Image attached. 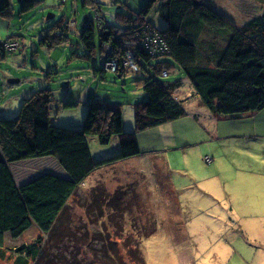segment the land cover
<instances>
[{
	"label": "rangeland",
	"instance_id": "rangeland-1",
	"mask_svg": "<svg viewBox=\"0 0 264 264\" xmlns=\"http://www.w3.org/2000/svg\"><path fill=\"white\" fill-rule=\"evenodd\" d=\"M121 1L128 7L100 1L101 15L111 24H115L114 13L134 14L132 10L138 12L146 0ZM203 1L238 25L259 15L264 7L261 0ZM21 9L22 0H0V14L12 13L0 15V42L11 35H18L9 40H19L21 44L19 49L16 47L13 51L0 53V118H16L24 100L40 89L53 91L50 106L52 123L82 131L90 130L99 114L92 111L94 102L104 106L118 104L124 131L136 133L142 151L137 158L99 168L93 184H90L111 195L118 194L124 211H117L122 216H117L114 222L108 217L105 221V216L101 224L95 219L93 221L79 202L82 203L83 196L90 193L94 186L82 184L78 190L80 201L71 200L74 224L78 225L80 220L86 224L93 242L94 233L100 238L110 234L122 255L117 259L127 260L128 264H139L126 255L125 244L128 242L129 247L136 245L130 239L143 240L140 252L144 264H264V189L260 193L246 195L235 189L240 182L251 179L256 173L260 174L261 189L264 188V176L261 175L264 173V108L233 116L216 113L217 119L213 120L212 128L205 132L207 142L191 147H185L187 137L180 126L166 124L139 132L135 125L134 104L146 99V96L135 81L146 77V73L135 72L136 64L126 66L129 72L125 77L111 72L110 68L115 66L118 71L120 66L114 63L109 47H105L107 52L103 56L104 59L110 57L104 63V71L99 56L94 61H88L75 55L84 54L80 43L84 19L86 15L95 19L96 10L84 7L83 0H42L31 11L22 12ZM149 18L159 30L168 25L158 10L151 11ZM61 21L70 26L68 43L53 48L42 45L45 33L48 30L55 32L53 28ZM175 65L169 77L160 80L183 79L181 88L173 94L184 105L191 100L193 107L187 108L194 109L197 105L193 99L196 96L194 89L179 66ZM95 68L99 71L94 72ZM13 79L17 81H11ZM67 103L73 105L66 106ZM190 116L195 117L191 112ZM116 127L110 125L111 130ZM191 135L190 140L199 138L194 131ZM118 140L114 134L95 135L90 140V147L93 151L110 150L112 155L118 153ZM205 155L215 161L211 164L205 162ZM184 158L191 164L188 170L196 166L201 174L199 177L203 179L192 180L185 169H176L187 164ZM162 163L166 167L170 163L171 170L164 169ZM56 164L55 159H33L11 167L18 182H22V178L34 176ZM134 165L143 171V175L135 173ZM244 173L250 177L246 178ZM172 177L175 181H185L187 185L182 191L178 188L179 192L174 190L170 181ZM249 184L245 187L257 186L253 184V179ZM104 211L108 213L106 206ZM40 233L32 228L18 240L9 238L8 244L10 247L27 245L34 242ZM78 249V264H86L89 259L96 263L101 261L92 255L88 246H79ZM62 250L67 256L66 248ZM52 257L50 255L49 258ZM0 264L12 263L0 259Z\"/></svg>",
	"mask_w": 264,
	"mask_h": 264
},
{
	"label": "trees",
	"instance_id": "trees-1",
	"mask_svg": "<svg viewBox=\"0 0 264 264\" xmlns=\"http://www.w3.org/2000/svg\"><path fill=\"white\" fill-rule=\"evenodd\" d=\"M41 2L22 0L21 11H31ZM92 2L83 0L84 7L96 10V18L88 16V22L83 23L80 43L84 54L75 55L88 61L99 56L104 71V63L110 57L104 59L103 56L107 52L105 47H109L113 52L111 57L120 66L118 71L111 72L125 77L129 72L126 66L136 64L135 72L146 73V77L135 81L146 96L134 104L137 131L164 125L188 114L184 103L173 94L181 88L183 79L160 80L169 77L175 64L188 78L194 95L214 113L233 116L264 108V7L259 15L238 25L203 0H148L138 12L132 10L134 14L114 13L115 24H111L101 15V3ZM111 2L128 7L121 0ZM261 2L264 6V0ZM153 10H158L167 21V27L159 30L154 26L149 18ZM53 29L55 32L45 33L41 44L49 48L66 45L70 39L69 24L61 21ZM150 29L159 32L163 40L162 48L153 53L145 47ZM15 36L18 35L10 38ZM9 39L0 42L1 54L8 52L4 44L13 41ZM97 71L99 69L95 68L94 72ZM164 72L169 75L163 76ZM53 97L51 89H40L24 100L16 118H0V259L12 264H78L79 246H88L92 255L101 259L99 264H128L127 260L117 259L122 255L110 234L100 238L94 233L93 242L86 224L81 220L78 225L74 224L71 200L80 201L78 190L94 171L141 156L136 133L122 129L118 153L96 158L98 151L90 147L89 132L52 123ZM92 109L99 114L90 133L107 136L110 125L118 123L114 119L120 117V105L104 106L94 102ZM48 157L57 160L68 179L45 173L27 182H18L12 165ZM91 193L94 194L92 200L83 197L79 203L93 221L101 224L105 216V221L108 217L114 222L117 216H122L117 211H124L118 194L111 195L101 187H95ZM32 228L41 232L34 242L9 246V238L18 240ZM80 232L83 234L78 235ZM142 241L130 239L135 247L127 246L128 242L125 244L126 255L132 262L144 264L140 252ZM64 247L67 256L63 253ZM50 255L53 257L49 258ZM98 263L93 259L86 262Z\"/></svg>",
	"mask_w": 264,
	"mask_h": 264
},
{
	"label": "crops",
	"instance_id": "crops-1",
	"mask_svg": "<svg viewBox=\"0 0 264 264\" xmlns=\"http://www.w3.org/2000/svg\"><path fill=\"white\" fill-rule=\"evenodd\" d=\"M93 1L94 2H92V3H96V2H100V1H103V2L109 1V2H111V0H93ZM141 1H143V0H141ZM7 2L9 4V1H7ZM146 2H147V0L145 2H143L142 6L145 5ZM8 4H5V6L8 7ZM6 11H8V10H6ZM2 13H8V12H2ZM193 99L197 103V105H196V107H194V109H189L188 110L187 107H193V106H191V104H190V101L191 100L187 101V103H185V105H186V108L188 110V114L186 116L182 117V118H179V119H177L175 121H172V122L167 123V125L173 124V126H180V130L183 129L185 131L184 136L187 137V140L185 141L186 142L185 147H191L193 145H196L198 143H202L204 141L207 142L206 133L205 132L207 130H209V128H212L213 120H216L217 119V116L215 115L216 113L212 112L209 108H207L206 106H204L200 102V99H199L198 96H195ZM190 112H191V115H195V117H191L190 116ZM118 118L119 117L116 116L115 119H114V121L117 120V122L119 123V127H118V123H116V121H115V122H113L112 126H117L116 129L115 130H111L110 129V132H109L110 135H113L114 134V136H117V137H119L120 132L122 131V129H124V123L120 119H118ZM180 121H182L180 123V125H177L178 122H180ZM164 125H166V124H164ZM217 126H218V121H217ZM111 131L113 133H111ZM192 131H194L195 134L198 135L199 138H197L195 140H190V138H192V135H191ZM86 132H89L90 133V130H88V131L86 130ZM94 136L95 135H92L90 133L89 140L93 139ZM110 138H113V137H110ZM211 140H212V138H211ZM116 146L118 148L117 150H119V140H118V144ZM97 151L98 152L95 154L96 155L95 156L96 158L108 156L110 154V150H107V149H105V150H97ZM187 156H188V153H187ZM45 159H52V158H49L48 157V158H45ZM184 161H187V164L185 166L182 165V167L176 168V169H185L186 172L190 175V177H191L192 180H194L193 178H195V179H199V178L200 179H203V178L199 177L201 174H199L197 172L196 166H192L188 170L187 167L189 165L191 166V164H189L190 162L186 158H184ZM214 161H215V159L212 157V162L211 163H213ZM211 163H209V164H211ZM115 164H117V163H115ZM115 164L111 165V167L114 166ZM162 164H163L164 169L165 168H168L169 170H171L170 169V163H167V167H166V165L164 163H162ZM134 169H135V173H138V172L142 173L143 172L141 170H138L136 168V166H135ZM46 172L54 173V174H57V175H59L61 177L68 178V176L64 173L63 169L59 166V163L57 162V164L56 165H53L52 167L51 166H48L45 171L38 172V174H36L34 176H31V177L29 176L28 178H26V177L22 178L23 181L20 182V183L27 182L30 179L35 178L39 174L46 173ZM96 172H97V170L94 171L85 180V182L83 183L84 186L85 185L86 186L89 185V186H94V188H95V185H90V184H93L92 182H93V178L95 177V173ZM142 175H143V173H142ZM244 175H245L246 178L247 177H250V176L246 175L245 173H244ZM261 175L264 176V173L261 174ZM258 176H260V174L256 173L253 177H251V179H246V180L242 181V183L240 182V186H237L235 189L239 190L243 195L250 194V193H252V194L256 193L257 194V193L262 192V190L264 188L261 189L260 180L258 179ZM252 179H253V184L254 185H257V186L256 187L254 186V187H251V188H246L245 186L250 185L249 182ZM170 181H171V184H172V186H173V188H174L175 191H177L176 188H178L179 191H182L183 190V187H185L187 185V184L184 183L185 182L184 180L177 179V181H175V178H173V177H172V180L170 179ZM92 191L93 190H91L90 193H86V191H84L86 194L84 193L85 196H83V197L84 198L88 197V198H90V200H92V197L94 195L93 193H91ZM179 191H177V192H179ZM207 192L210 193L209 191H207ZM241 197H243V196H241ZM248 208H253V206L252 207H248Z\"/></svg>",
	"mask_w": 264,
	"mask_h": 264
},
{
	"label": "built area",
	"instance_id": "built-area-1",
	"mask_svg": "<svg viewBox=\"0 0 264 264\" xmlns=\"http://www.w3.org/2000/svg\"><path fill=\"white\" fill-rule=\"evenodd\" d=\"M162 45H163V40L161 38V35L159 32H157L156 30H152L150 29L149 30V38L147 39L146 43H145V47L147 48V50L150 52V53H153L155 51H157L158 49L162 48ZM20 48L21 45L19 42H17V40H13L11 42H6L4 44V48L5 50H8V51H13L12 49H15V48ZM163 50V49H161ZM107 58V57H106ZM114 63L116 64L117 66V61L115 60ZM115 68V66H114ZM114 68H110V71H116ZM168 72H164L163 73V76H168ZM205 161L207 163H211L212 162V158H210L209 156L205 157Z\"/></svg>",
	"mask_w": 264,
	"mask_h": 264
},
{
	"label": "water",
	"instance_id": "water-1",
	"mask_svg": "<svg viewBox=\"0 0 264 264\" xmlns=\"http://www.w3.org/2000/svg\"><path fill=\"white\" fill-rule=\"evenodd\" d=\"M52 16H54V15H52ZM88 20H89V17H88V15H86V16H85V20H84V22H85V23H87V22H88ZM11 81H17V79H13V80H11ZM42 174H45V173H41V174H39V175H42ZM46 174H53V175H57V174L50 173V172H46ZM57 176H59V175H57ZM66 179H68V178H66Z\"/></svg>",
	"mask_w": 264,
	"mask_h": 264
}]
</instances>
